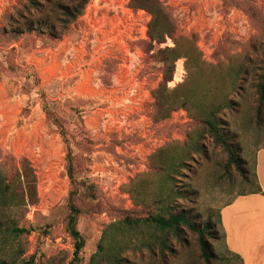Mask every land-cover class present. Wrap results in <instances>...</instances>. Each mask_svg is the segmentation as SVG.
Instances as JSON below:
<instances>
[{
	"label": "rangeland",
	"instance_id": "374dc122",
	"mask_svg": "<svg viewBox=\"0 0 264 264\" xmlns=\"http://www.w3.org/2000/svg\"><path fill=\"white\" fill-rule=\"evenodd\" d=\"M55 1L65 2L37 0L34 9L30 0H0V164L27 159L39 198L35 205L6 211L0 260L93 264L102 245L124 264H206L195 235L169 234L164 252L157 229L124 222L173 203L198 223L210 222L212 264H240L226 248L220 211L260 189L256 169L257 155L264 152V116L259 123L256 108L264 72V0H161L170 8L181 46L195 41L202 67L191 75L185 59L178 60L167 89L157 52L175 44L171 38L152 42L147 11L134 9L130 0H90L64 29L59 14H49ZM47 16L57 27L56 38L36 27ZM238 66L243 73L237 76L230 68ZM224 97L230 105L218 118L240 148L247 179L234 166L226 170L227 155L200 125L198 105ZM69 152L76 179L96 193L95 200L84 192L77 200L85 242L79 261L66 229ZM182 161L187 166L180 169ZM170 187L180 196L161 202ZM240 202L224 217L234 241L242 248L264 246V202ZM11 222L27 233L7 232ZM260 232L263 242L257 243L251 237Z\"/></svg>",
	"mask_w": 264,
	"mask_h": 264
},
{
	"label": "trees",
	"instance_id": "16d2710c",
	"mask_svg": "<svg viewBox=\"0 0 264 264\" xmlns=\"http://www.w3.org/2000/svg\"><path fill=\"white\" fill-rule=\"evenodd\" d=\"M131 5L134 9L145 10L152 17L149 25V36L153 43L157 45H162L166 43L167 38H171L174 41V48L159 49L157 55H159V61L164 67L163 82L166 85L173 81V75L175 71V64L180 59H185L186 69L189 74H194L196 71H201L200 67L201 54L196 47L195 41L186 42L185 46H181L180 42L183 40L182 37L177 38V29L174 23V19L171 16L170 8L161 0H130ZM90 0H65V2L55 1L49 14L54 17L59 18L61 23V28L66 29L68 26L73 24L78 20L86 9V6ZM30 5L34 9L39 8V3L37 0H30ZM251 15L257 17L256 12L252 11ZM47 16V18L41 19L37 22L39 27V32L45 29L50 37L57 34V27L51 24L52 17ZM59 21V20H58ZM261 29L264 32V22L261 21ZM32 25L28 27L31 31ZM194 71V72H192ZM230 71H234L237 76L243 73V67H232ZM197 73V72H196ZM183 86V85H181ZM258 99L256 108V118L260 123L264 116V72L260 77V82L258 84ZM159 92V91H158ZM209 95L204 91L202 99L207 100ZM221 101V102H220ZM183 105V104H182ZM181 105V106H182ZM230 103L227 98L224 99L217 98L213 101H208V103H202L198 105L200 108L198 110L200 125L204 128L205 133L213 140L215 146L220 147L224 153L227 155L226 170H229L232 166L240 173V175L247 179L248 170L246 168V162L240 157V148L238 145L231 142V138L225 133L222 128L221 120L218 115L221 114L223 109H226ZM184 107V106H182ZM49 114V112H47ZM61 128V134L65 139L66 133L63 130V126L58 125ZM196 150H200L198 144L195 145ZM71 152L67 155L68 161V177L72 185V190L70 192L67 207V232L70 238L74 242V260H80V254L85 247V242L81 233L78 230L79 218L83 213V210L78 205V197L81 193H85L88 200H95L96 193L94 192V186L88 184L84 180H77L75 176V166L72 162ZM10 164V165H9ZM16 164V165H15ZM187 166L185 161L179 164V168H184ZM13 175V177L11 176ZM174 175H178V172H174ZM82 189V190H80ZM261 193V189L253 194ZM180 191L175 187H170L164 198L160 199L161 202H175L176 197L180 196ZM39 198L37 193V176L35 170L31 163L27 159H21L16 162H5L0 164V225L3 223L5 214L7 210H17L18 208H24L37 204ZM160 203V202H159ZM125 223L129 225H140L147 224L155 229H157L163 236L161 240L162 249L168 250L167 247V237L169 234H174L177 237H181L182 234L189 232L197 237V243L201 251V258L206 264H212L216 259V255L212 250V246L208 239L213 238L212 227L210 222L206 224L198 223L196 217H192L190 212L184 210H175L173 203L163 204L161 212L150 214L146 217H136V218H126ZM221 222V219H220ZM2 225L0 226V229ZM7 232H12L16 234H25L27 230L25 228H19L14 222H11L7 226ZM99 251L93 257V264H124V260L121 259V255L106 252L102 245L98 247ZM240 259V264L242 259ZM0 264H18L16 262H8L0 260ZM19 264H29L26 262Z\"/></svg>",
	"mask_w": 264,
	"mask_h": 264
},
{
	"label": "crops",
	"instance_id": "0c3cea01",
	"mask_svg": "<svg viewBox=\"0 0 264 264\" xmlns=\"http://www.w3.org/2000/svg\"><path fill=\"white\" fill-rule=\"evenodd\" d=\"M264 152H260L258 153V159H257V169H256V173L257 177H258V183L261 189V193L258 194H251V195H239L238 197H236L231 203H229L228 205H226L225 207H223L220 211V216H221V223H222V227L224 230V235H225V243H226V248L228 250L229 253L237 255L238 257H240L242 259V263L243 264H264V246H257V245H252V247H247V248H242V246L239 244L237 245L236 242L234 241L235 236L233 234V232H231L229 230V228L227 227L226 224V220H225V214L227 213V210L230 209L231 207L240 204L242 198H249V199H254L256 202L261 201L264 202V165L261 162L262 159V154ZM255 203V202H252ZM257 214L261 215L262 211L260 208L257 209ZM264 214V213H262ZM242 225L244 231H246V227H247V223H244V221H242ZM255 229V227H254ZM263 233L260 232V234H258V236H256V234H254L251 238L255 239L256 238V242L260 243L263 242L262 241V235ZM247 235H249L247 233ZM261 238V240H260ZM260 240V241H259ZM256 243V244H257Z\"/></svg>",
	"mask_w": 264,
	"mask_h": 264
}]
</instances>
